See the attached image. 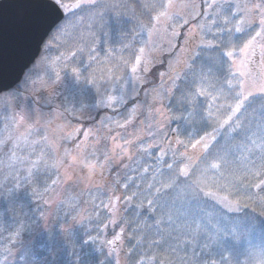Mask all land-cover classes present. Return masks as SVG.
I'll return each instance as SVG.
<instances>
[{"label":"trees","instance_id":"trees-1","mask_svg":"<svg viewBox=\"0 0 264 264\" xmlns=\"http://www.w3.org/2000/svg\"><path fill=\"white\" fill-rule=\"evenodd\" d=\"M62 3L67 6L61 8L64 19L49 35L46 47L51 48L52 73L62 72L79 82L70 85V97L60 91L50 96L49 108L61 111L67 120L71 114L65 110L66 103L73 105L74 112L122 87L146 32L155 27L153 17L165 11L167 0ZM77 3L79 8L74 7ZM61 26L63 31H58ZM223 33L209 36L212 46L195 52L166 97L165 108L175 130L167 153L148 149L113 171L120 177L115 188L125 201L120 224L126 264H264V215L260 214L264 191L252 186L264 177V94L242 100L240 110L232 112L241 100L240 82L224 53L242 48L250 38L233 30ZM164 70L165 63L150 66L143 89L155 87ZM199 88L211 95H196ZM140 99L124 105L123 112ZM229 115L232 120L225 124ZM73 123L83 126L78 119ZM2 126L0 264H114L106 250V239L113 231L105 221L101 198L94 199V189L66 191L59 212L41 230L49 209L46 197L60 185L53 184L58 181L57 160L74 141L61 142V151H55L44 132L38 131L31 135V148L25 145L20 150L24 143L13 139L24 141L23 135L17 128L15 133L12 124ZM79 132H85V124ZM205 133L212 134L206 137L208 147L197 145L196 157L188 160L182 152H191V145ZM185 164L190 165L189 176L178 177ZM77 192L82 196L79 201ZM237 206L238 211L230 210ZM78 208H84L85 217L64 230L77 218Z\"/></svg>","mask_w":264,"mask_h":264},{"label":"rangeland","instance_id":"rangeland-1","mask_svg":"<svg viewBox=\"0 0 264 264\" xmlns=\"http://www.w3.org/2000/svg\"><path fill=\"white\" fill-rule=\"evenodd\" d=\"M173 2L174 7L167 9L166 16L161 17L158 22L155 20V27L146 32L145 42L141 47L145 49V52L138 71L135 74L131 72L121 88L111 91L110 95H104L101 100L95 98L88 107L78 106L72 112L73 105L68 106L66 103L65 110L71 114L66 117L67 120L61 111L49 108V105H52L50 96L60 91L66 97H70L72 95L70 85L79 82L67 78L68 75L62 72H59L60 79H56L58 71L54 70L52 73L54 66L49 56L51 50L49 46L28 69L18 88L0 95V127H3L2 124L5 123L12 124V127H15V133L17 128V131L25 138L24 141L18 140L19 138L13 139L16 143H24L20 150L25 145L31 148V135L38 131L44 132L55 151H61L62 147L59 146L61 142L74 141L72 148L62 149L60 160H57L56 171L60 185L51 190L46 197L49 209L42 222L41 230L48 227L49 220L53 221L55 213L59 212L58 208L62 207L66 191L76 188L79 191L94 189V199H98L96 195L101 198L103 205L101 208L107 216L105 221L108 222L109 229L113 231L112 236L106 239V250L109 260L114 264H126L125 257L121 253L124 234L120 224L125 201L122 199L120 189L115 188L118 187L117 182L120 177L115 176L114 169L120 170L125 161L124 166H128L134 156L148 149H155L161 155L167 153L169 137L175 140L173 134L175 130L170 124L165 103L179 75L188 66L195 52L208 46L202 44L201 39L209 41V36L216 38L225 34L223 32L235 31L237 22L245 17L243 6L246 3L251 6L259 0H173ZM193 4L197 6L195 9L192 7ZM227 13L230 14V22L226 17ZM186 20L187 24H185ZM242 27L243 31L235 32L247 35L248 38L259 30L258 22L251 25L245 23ZM261 45H264V39L258 38L254 45L255 54L247 58L239 56L240 48L236 50L234 59L243 60L244 63L242 70L246 75L243 77L236 71L232 60L228 58L232 70L239 78L241 100H245L244 97L248 99L264 94L260 91V88L264 86V58L261 56ZM164 63V75L160 74L158 84L148 90L143 89V79L147 76L150 66ZM108 96L115 97V100L110 107H105ZM139 97L141 98L139 101L134 102L132 107L123 112L124 105H128ZM133 109H135L134 113ZM157 109H160L163 115H160ZM77 119L83 122V126L85 124V132L89 133L87 139L81 132L71 137L75 129L83 128L81 125L75 126L73 121ZM3 129L1 128V131L5 133ZM149 145L152 146L149 147ZM104 147L107 150H104ZM190 149L191 152H188V149L182 152L188 160L195 158L197 152L192 147ZM98 152H103L104 155L100 157L103 159L99 158ZM69 176L70 179L67 178ZM81 197L77 192V201ZM103 197H106L104 202ZM110 200L116 206L114 213L104 207ZM83 209L76 210L77 218L64 225V230L73 228L77 219L82 220L85 217ZM113 219L116 222L110 223ZM116 235L120 236L119 240L114 239Z\"/></svg>","mask_w":264,"mask_h":264},{"label":"water","instance_id":"water-1","mask_svg":"<svg viewBox=\"0 0 264 264\" xmlns=\"http://www.w3.org/2000/svg\"><path fill=\"white\" fill-rule=\"evenodd\" d=\"M63 16L48 0H0V94L20 83Z\"/></svg>","mask_w":264,"mask_h":264},{"label":"snow or ice","instance_id":"snow-or-ice-1","mask_svg":"<svg viewBox=\"0 0 264 264\" xmlns=\"http://www.w3.org/2000/svg\"><path fill=\"white\" fill-rule=\"evenodd\" d=\"M87 2H90L91 3V2H94V0H87ZM80 6L81 5L79 3H77V4L74 5V7H76V8H79ZM48 7L54 12L57 7L66 8L67 6L62 3V0H48ZM164 7H165V11H161L156 16L153 17V19L156 20L157 22L160 20L161 17L166 16L167 9H170V8L174 7L173 0H167V4ZM192 7H193V9H195L197 6L195 4H193ZM237 7H238V9H240V6L239 5ZM242 10L245 12V17L237 22V24L235 25V31H237V32L243 31L242 25H244L245 23L251 25L254 22H258V25H259V30L255 32V35L251 36V38L243 45V47L239 49V56L240 57L247 58V57L255 54L254 45H256L257 39L258 38L264 39V0H259V2H254V3L251 4V6H249L246 3L243 6V9ZM187 23H188V21L186 20L185 21V24H187ZM64 27L65 26H61L60 28H58V31H63V28ZM176 35H178V33H176ZM201 43L202 44H206L208 46H212V44H213L212 41H204L203 39H201ZM260 47H261V56H262V58H264V45H261ZM80 51H83V49H80ZM144 52H145V49L144 48H141L139 50V53L140 54L135 57V63L131 66V72L133 74H135L138 71L139 66L141 65L142 60H143V54H144ZM235 52H236L235 49H229V50H226L224 54L230 60H232L233 66L236 68V71L239 72V74H240L241 77H243V76L246 75V73L242 70L244 68V63H243V60H239L238 61L237 59H234ZM71 55L74 56L75 53H71ZM57 59H60V57H57ZM89 59H94V57H91L90 56ZM53 63H55V61H53ZM145 70H147V69L145 68ZM72 71L74 73H78L79 70L76 69V68H73ZM161 75L163 76L164 74L161 73ZM77 78H79V77H77ZM56 79L57 80L60 79V73L59 72L56 73ZM241 86H243V85H241ZM260 91L261 92H264V86H262L260 88ZM196 95H198V96H208V95H211V93H209L204 88H199V89H197ZM244 98L246 99L247 97H244ZM213 99H216V97H213ZM113 100H115V97L108 96L107 97V104L105 105V107H110ZM242 102H243L242 100H239L237 102L236 106L231 109L233 113L238 112L240 110V106H241ZM210 107H211V105H210ZM156 111L160 115H163V113L161 112L160 109H157ZM134 112H135V109H133V113ZM209 114H211V113H209ZM231 120H232V116L229 115L225 119L224 123L227 124ZM21 122H22V118H21ZM79 131H80L79 129H75L74 130V134L71 137H75V133H78ZM213 131H216V130L214 129ZM83 135H84L85 139H87L89 133L88 132H84ZM211 136H212L211 133H205V136H202L199 140H196L195 143H193L191 145L192 148L195 149L197 147V145H201L202 144V146L206 149L208 147L206 137L211 138ZM44 139L46 140L47 137L45 136ZM176 142L178 144H182L183 143L182 141H179V140H177ZM126 143H131V141H126ZM151 146L152 145H149V147H151ZM77 147H79V145H77ZM34 166H35V164H34ZM212 167L215 168V167H217V165L213 164ZM169 168H171V165H169ZM189 174H190V165L189 164H185L183 168H180L179 169L178 177L179 176L188 177ZM257 176L260 177L261 174L260 173H257ZM67 178L70 179L71 177L69 176ZM57 182L58 181H53V184H55ZM252 186L255 187V188L261 189L262 191H264V177L259 178L257 180V182L254 183ZM157 191H159V190L157 189ZM206 194L211 195L212 193H206ZM127 199L130 201L131 200V197H128ZM261 199L264 200V197H262ZM45 203H47V201H45ZM148 203H149V205H151L152 202L149 201ZM235 203L237 205H239V201H236ZM104 207L105 208H108L109 211H112L114 213L116 206L110 200L109 204L104 205ZM230 210H237L238 211L239 210V207L237 206L234 209L233 208H230ZM260 214L261 215H264V211H261ZM115 222H116L115 219H113V220L110 221V223H115ZM105 227H107V226L105 225ZM114 239L119 240L120 239V236L119 235H116L114 237ZM109 243H111V241H109Z\"/></svg>","mask_w":264,"mask_h":264}]
</instances>
